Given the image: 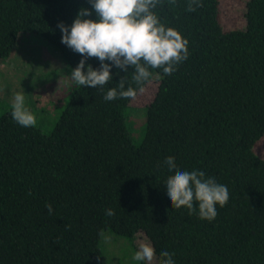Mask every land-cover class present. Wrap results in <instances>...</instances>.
<instances>
[{"label":"trees","instance_id":"obj_1","mask_svg":"<svg viewBox=\"0 0 264 264\" xmlns=\"http://www.w3.org/2000/svg\"><path fill=\"white\" fill-rule=\"evenodd\" d=\"M201 3L194 12L185 10L188 0L154 9L188 41V58L172 75L150 69L137 86L133 69L113 67L103 89L74 85L47 135L16 124L11 108L0 114V264H106V231L128 239L143 232L156 258L168 251L175 264H264V159L255 152L264 137V0H248L245 27L229 31L219 1ZM81 8L91 10L87 0H0V61L20 35L38 36L70 75L82 57L60 42L57 24L70 27ZM87 64L99 68L95 58ZM123 76L137 93L157 82L141 143L127 130L132 99H103ZM168 156L227 186L214 220L172 208Z\"/></svg>","mask_w":264,"mask_h":264},{"label":"clouds","instance_id":"obj_2","mask_svg":"<svg viewBox=\"0 0 264 264\" xmlns=\"http://www.w3.org/2000/svg\"><path fill=\"white\" fill-rule=\"evenodd\" d=\"M174 5L176 0H168ZM91 10L81 8L71 26L57 24L61 32V43L82 59L68 76L78 87L103 89L112 81L113 67L127 73L133 69L132 82L137 86L149 81L150 69H160L164 76L172 75L176 66L188 58V41L174 29L161 23L154 9L162 0H87ZM201 0H188L187 12L201 7ZM95 15V19H86ZM95 58L99 68L93 69L86 61ZM121 77L118 87L107 90L103 99H135L137 90L129 86ZM143 91V88H139ZM11 118L22 127H33L35 115L25 105V95L18 92L12 97ZM163 165L170 175L165 184L167 197L173 209L186 208L189 215L197 213L199 219L211 222L218 215L217 206L224 207L229 200L226 185L218 184L215 178H205L203 171L180 170L175 158L168 156ZM49 215L53 213L51 204L45 205ZM108 217L115 212L105 210ZM174 253L162 250L159 259L150 243L141 242L132 259L143 264H175Z\"/></svg>","mask_w":264,"mask_h":264},{"label":"rangeland","instance_id":"obj_3","mask_svg":"<svg viewBox=\"0 0 264 264\" xmlns=\"http://www.w3.org/2000/svg\"><path fill=\"white\" fill-rule=\"evenodd\" d=\"M218 1L219 22L223 30L243 29L245 5L248 0ZM19 37L14 53L6 61H0V114L11 108L12 97L16 93L23 92L26 107L36 117L34 127L47 135L66 105L74 84L71 83L69 75L62 70L64 63H60L59 54L53 52V48L45 40L32 35ZM2 76L10 77V82L4 80ZM20 81L27 82L24 85L29 87H22ZM156 88V81L149 82L143 91H139L136 98L129 102L132 112L130 113L131 108L128 106L126 125L135 144L141 143L143 139L144 110L152 101ZM255 152L264 159V137L255 145ZM141 242L149 243L143 232H138L132 239H128L106 231L100 238L99 249L105 257L106 264H143L132 259ZM153 264H157L156 260Z\"/></svg>","mask_w":264,"mask_h":264}]
</instances>
